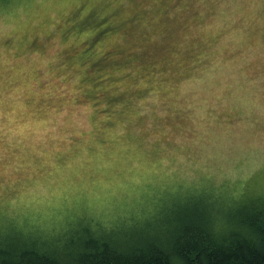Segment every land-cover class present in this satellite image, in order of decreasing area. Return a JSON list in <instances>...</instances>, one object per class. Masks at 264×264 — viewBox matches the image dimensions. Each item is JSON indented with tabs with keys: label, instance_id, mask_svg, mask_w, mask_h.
<instances>
[{
	"label": "clouds",
	"instance_id": "1",
	"mask_svg": "<svg viewBox=\"0 0 264 264\" xmlns=\"http://www.w3.org/2000/svg\"><path fill=\"white\" fill-rule=\"evenodd\" d=\"M261 229L264 0H0V264Z\"/></svg>",
	"mask_w": 264,
	"mask_h": 264
},
{
	"label": "trees",
	"instance_id": "2",
	"mask_svg": "<svg viewBox=\"0 0 264 264\" xmlns=\"http://www.w3.org/2000/svg\"><path fill=\"white\" fill-rule=\"evenodd\" d=\"M264 231V229H261ZM200 240L205 237L197 233ZM188 251L192 254L188 264H264V248L249 247L247 243L234 240L227 247L207 245L199 242L188 245ZM27 259H22L21 264H48L41 258L32 259L25 253ZM83 264H160L158 254L153 253L150 258L140 256H122L105 249L103 253H90L83 258Z\"/></svg>",
	"mask_w": 264,
	"mask_h": 264
}]
</instances>
